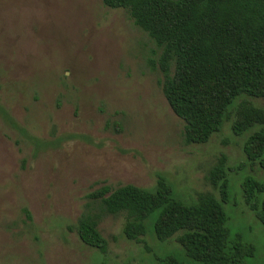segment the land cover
Instances as JSON below:
<instances>
[{
  "label": "rangeland",
  "instance_id": "obj_1",
  "mask_svg": "<svg viewBox=\"0 0 264 264\" xmlns=\"http://www.w3.org/2000/svg\"><path fill=\"white\" fill-rule=\"evenodd\" d=\"M151 50L127 12L102 0H0V264H160L168 253L200 264L174 238L127 239L123 214L100 217L105 254L75 225L103 184L152 189L163 175L185 200L218 194L208 173L222 154L230 231L255 244L248 262L264 264V225L241 190L246 176H261L242 150L252 129L235 135L227 120L207 142L185 143L162 74L148 64Z\"/></svg>",
  "mask_w": 264,
  "mask_h": 264
},
{
  "label": "trees",
  "instance_id": "obj_2",
  "mask_svg": "<svg viewBox=\"0 0 264 264\" xmlns=\"http://www.w3.org/2000/svg\"><path fill=\"white\" fill-rule=\"evenodd\" d=\"M102 2L123 8L157 47L147 61L161 72L164 97L184 121L185 143L207 142L227 120L235 135L252 129L242 150L261 176H246L241 190L245 205L264 225V106L251 101L264 98V0ZM1 113L9 125L25 132L6 111ZM225 161L222 154L208 173L218 194L199 192L193 201L181 198L163 175L152 189L131 183L101 185L88 193L89 209L77 218L79 239L105 254L108 240L98 229L100 217L123 214L122 231L129 240L138 242L151 232L161 242L174 238L184 254L200 264H253L248 258L255 254V244L232 234L228 225ZM160 264L187 263L168 253Z\"/></svg>",
  "mask_w": 264,
  "mask_h": 264
}]
</instances>
